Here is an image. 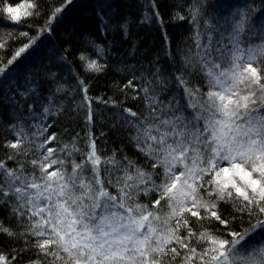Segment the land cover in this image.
Masks as SVG:
<instances>
[{
  "label": "snow or ice",
  "instance_id": "1",
  "mask_svg": "<svg viewBox=\"0 0 264 264\" xmlns=\"http://www.w3.org/2000/svg\"><path fill=\"white\" fill-rule=\"evenodd\" d=\"M6 11L16 12L11 7ZM153 16L163 23L158 12ZM11 19L19 21L20 16ZM246 19L233 21L227 37L230 48L214 47L211 36L202 46L197 33L199 51L186 56L184 63L204 74L208 90L201 92L190 82L191 73L173 77L193 115H184L176 97L167 103L160 99L156 87L163 92L168 83L158 72L155 84L145 80L144 99L156 123H145L132 109L125 110L135 118L126 122L136 129L131 139L145 158L144 165L123 153L117 157L115 150L102 159L91 133L88 152H81L75 143L61 149L47 147L56 136L44 135L48 129L43 125L34 126L39 130L33 136L44 139L33 145L39 158L30 161L39 176L24 175L0 159V210L23 227L14 232L0 221V233L26 241L25 249H32L35 257L28 264H264V246L250 248L244 243L248 232L264 229V47L242 46ZM25 51L20 48L8 63ZM86 67L102 70L96 61H87ZM4 71L0 68V74ZM125 87L135 85L129 80ZM83 91L86 94L87 88ZM84 99L90 122L92 101L87 95ZM48 112L44 107L43 113ZM15 135L4 147L26 156L27 133L19 127ZM58 151H66L68 157L80 152L84 160L61 158ZM141 196L149 197L150 204L140 203ZM222 205H231L235 215L255 217L256 223L247 232L230 231L232 239L221 238L205 222L227 228L231 220ZM16 258L13 255V261ZM0 264L11 262L0 254Z\"/></svg>",
  "mask_w": 264,
  "mask_h": 264
},
{
  "label": "trees",
  "instance_id": "2",
  "mask_svg": "<svg viewBox=\"0 0 264 264\" xmlns=\"http://www.w3.org/2000/svg\"><path fill=\"white\" fill-rule=\"evenodd\" d=\"M106 1L0 0V44L4 45L0 47V68H5L0 74V159H5L10 168L39 176V169L30 163L39 158L33 145L44 139L42 135L33 136L39 130L34 126L38 125L47 127L44 135L56 136L47 147L61 149L75 143L81 152H88L91 133L102 159L115 150L117 157L123 153L144 165L145 158L131 139L136 129L126 122L135 118H130L125 110L132 109L145 123H156L144 99L145 80L155 84L154 76L159 73L168 83L166 91L156 87L163 100L176 88L173 77L180 73H191L189 81L201 92L208 88L204 74L187 68L184 60L199 51L195 43L198 32L201 45L207 44L219 6L225 0H109L105 4ZM235 1L250 16L264 9V0ZM29 4L35 7L29 8ZM8 7L16 12L8 13ZM25 11L33 15L25 16ZM154 12H158L163 23L153 16ZM12 15H19V21L11 19ZM146 16L151 19L145 21ZM20 48L26 51L9 64ZM82 56L86 59L82 60ZM214 57L215 52L210 58ZM87 61H96L102 70H88ZM129 80L134 88L125 87ZM85 95L92 101L90 122ZM44 107H49L47 114L43 113ZM19 127L28 136L24 141L26 156L15 155L4 147L7 141L17 138ZM6 153L14 155V159L7 160ZM57 155L77 163L84 160L80 152L68 157L66 151H58ZM109 190L115 194L114 189ZM139 202L150 204V198L141 196ZM222 212L231 220L227 228L218 222H205L221 238L232 239L230 231L247 232L256 223L255 217L235 215L231 205H222ZM0 221L14 232L23 231L9 212L0 210ZM25 243L24 239L17 241L0 233V254L11 264H28L35 257L32 249H25ZM21 249L25 251L21 253ZM13 255L17 257L15 261Z\"/></svg>",
  "mask_w": 264,
  "mask_h": 264
},
{
  "label": "rangeland",
  "instance_id": "3",
  "mask_svg": "<svg viewBox=\"0 0 264 264\" xmlns=\"http://www.w3.org/2000/svg\"><path fill=\"white\" fill-rule=\"evenodd\" d=\"M107 2H109V0L106 1L105 4ZM249 14L250 13L244 10L242 5L236 3L235 0H225L222 2V4L219 6L217 15L215 16V21H213L214 26L210 30L209 36H211L213 46L221 47L222 45H228L230 48L231 45L228 44L227 37L232 31L233 21L235 19H239L241 16H246L247 19L245 21V30L242 36V46L245 48L249 46L254 48L264 47V9L258 15L252 14V16H250ZM221 36H223L224 39L221 41V44H217V41L221 40ZM207 87H209L208 83ZM207 90L208 88L206 91ZM173 97H176L179 100L181 108H185L187 102L183 98V93L180 89L175 88L172 90V92L167 96L166 100H164L165 103H167ZM160 99L163 100L165 98ZM184 115L186 117L193 115V109L185 108ZM160 118L163 119L165 117L161 115ZM244 243H247L250 248L264 246V229L256 228L255 231L249 232L245 237ZM250 248L248 250H250Z\"/></svg>",
  "mask_w": 264,
  "mask_h": 264
}]
</instances>
